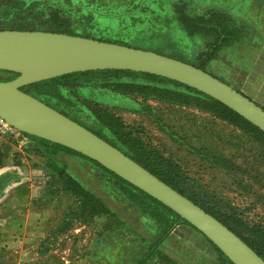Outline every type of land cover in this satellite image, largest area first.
Segmentation results:
<instances>
[{"label":"rangeland","instance_id":"rangeland-1","mask_svg":"<svg viewBox=\"0 0 264 264\" xmlns=\"http://www.w3.org/2000/svg\"><path fill=\"white\" fill-rule=\"evenodd\" d=\"M177 1L186 2L192 15L198 14L193 8L203 5L226 13L241 30L240 40L248 35L253 37L251 16H264V8H260L264 0H0V31H54L56 28L49 17L57 12L73 35L193 63L199 43L175 24L171 10ZM261 41L259 37L254 43ZM254 54L252 46L234 49L236 65L243 70ZM9 77L0 74V78ZM127 81L141 82L142 79L130 77ZM115 90L106 80L94 76L60 88L61 99L49 103L110 138L98 118L104 112L118 117L132 136L168 158L181 171L185 184L205 198L211 204L208 207L225 215L235 232L244 238H264V138L192 106H178L151 96L125 95ZM137 107L146 112H134ZM4 124L0 123V182L5 181L13 168L26 165L25 153L39 152L32 140ZM166 130L184 140L190 149L179 147ZM59 161L63 163V171L76 179L90 196L103 201L105 208L93 203L89 195L80 201L70 184H65L66 177L48 179L43 189L33 190L32 205L45 222L44 229L52 236L33 246L38 256L18 257L7 251L0 253V264H107L99 260L100 254L114 264L116 259L107 247L112 250L119 245L143 254L146 248L140 239L157 236L160 227L155 223L143 224L145 217L139 209L117 191L100 169L68 154H63ZM87 203L93 204L94 212ZM108 209L115 216L107 214ZM48 221L54 223L47 225ZM147 230L154 234L149 235ZM205 249L215 252L225 263L202 235L180 224L161 247L172 262L160 258L145 264H192L189 258L195 259L199 254L206 257ZM209 262L218 264V261Z\"/></svg>","mask_w":264,"mask_h":264},{"label":"water","instance_id":"water-1","mask_svg":"<svg viewBox=\"0 0 264 264\" xmlns=\"http://www.w3.org/2000/svg\"><path fill=\"white\" fill-rule=\"evenodd\" d=\"M118 70L158 76L219 102L264 134V109L209 73L180 60L81 36L0 31V120L17 132L68 148L150 196L211 242L232 264H264L243 240L118 148L21 89L61 76Z\"/></svg>","mask_w":264,"mask_h":264},{"label":"trees","instance_id":"trees-1","mask_svg":"<svg viewBox=\"0 0 264 264\" xmlns=\"http://www.w3.org/2000/svg\"><path fill=\"white\" fill-rule=\"evenodd\" d=\"M171 11L175 14V24H177V26H179L180 29L188 37L202 38L205 40V52L196 55L195 61L193 63L189 62V64L203 71H205L206 65L213 59H215L216 54L218 53V51H220V49H222V47L231 42L237 41L241 34V30L237 26H234L228 15L223 12L210 10L202 15H192L188 13V4L184 1H177L176 3H174ZM49 21L52 25L55 26L56 30L46 32L73 35L66 29V27L68 26L66 20H64L63 18H59L57 12H53L50 15ZM196 42L199 43L198 40H196ZM0 74L10 75L9 78H0V81H9L17 76L16 74L5 71H0ZM94 76H100L103 80H106L108 85L116 88V90L114 91L116 93L125 95H139L141 97L151 96L160 101L178 106H192L195 109L200 110L201 112L210 114L211 116H213V118L227 122L229 125L234 127L245 128L264 138V134L261 131H259L257 128L246 122L243 118H241L236 113L226 108L219 102L185 85L149 74L118 70L73 73L47 81L35 83L33 85L26 86L21 90L27 94L32 95L44 104L75 121L67 114L56 109L49 102L61 99V95L59 94L60 88L71 87L77 82V80L90 79ZM130 77L141 78L142 81H127V78ZM166 87H172L174 89H168ZM190 100H193L194 103ZM133 111L144 113L145 110L137 107ZM98 120L100 121L102 127L109 132L112 138L102 134L101 132H97L91 128H88L77 121L75 122L87 128L92 133L108 142L110 145L118 148L126 156H128L134 162L156 176L159 180L199 206L202 210L214 217L216 220L226 226L231 232L237 235L241 240L244 241L247 246H249L260 258L264 260V238H261V236L244 238L243 236L235 232L229 225V222L225 218V215L219 213L213 208L208 207L211 204L207 200H205V198H202L199 193L193 191L190 187L187 186V184H185L181 177V171L177 169L168 158H164L159 155L155 150L144 144L143 141L140 140V138L132 136L131 132L125 128L118 117H113L112 115L104 112L103 116L99 117ZM166 133L171 138L177 139L169 130H166ZM23 135H25L27 138L32 140L34 144L37 145L40 153H45L49 157L50 166L54 167L55 174L57 176L66 177L65 184L69 183L71 186H66V189H69L68 187H70L71 190L74 189L75 194L80 199V201L83 202L88 195L90 196V193L88 194V191L85 190L84 187L76 181V179L68 174V172L63 171V166H61L63 165V163L59 161V157L63 154L78 156L84 161L88 162L90 165L100 169L117 188V191L120 192L130 203L134 204L139 209L140 215L145 217V219L143 220V224L150 225V223H155L160 227V232H158L157 236H148L147 239H140V242H142L146 248V251L143 252V254H139V252L129 248L126 245H119L112 250H110V247H107V249H109V252L112 251L111 256L116 259L113 262L114 264H130L132 262H135L136 264H145L154 256H157L161 259L163 258L164 260L169 262L171 261V259L163 254V252L161 251V247L178 225H186L199 233L196 229L182 220L171 210H169L150 196L141 192L137 188L131 186L129 183L125 182L113 173L107 171L96 162L63 146L53 144L36 137L28 136L26 134ZM90 198L93 203L96 202L100 205V207L105 208L103 201H100L93 195H91ZM89 204L90 208L94 212L95 208H93V204ZM89 204L87 203V205ZM106 213L115 216V214L112 211H109V209ZM101 214L103 215L104 213L102 212ZM147 231L149 235L154 234L150 230ZM205 240L224 259L225 263L223 262V264H232L211 242H209L206 238ZM99 257V260L106 262L107 264H111L110 259L105 258L104 254H100ZM173 264H175V262H173Z\"/></svg>","mask_w":264,"mask_h":264},{"label":"crops","instance_id":"crops-1","mask_svg":"<svg viewBox=\"0 0 264 264\" xmlns=\"http://www.w3.org/2000/svg\"><path fill=\"white\" fill-rule=\"evenodd\" d=\"M211 8L213 6L203 5L199 9H193L198 10V14L195 15H202L213 10ZM260 8H264V2ZM250 20L249 24L254 31L252 39L248 35L240 40L239 36L237 41L222 47L215 59L206 65L205 71L264 109V16L259 18L258 15H253ZM255 37L257 40L260 37L262 41L254 43L257 42ZM195 39L199 41L197 55L204 53L206 50L205 40L202 38ZM239 46L255 47L252 60L243 70L236 65L234 55V49ZM24 155L26 165L13 168L7 173L5 181L0 182V253L11 251L18 257L22 255L38 256L37 252H33V246L36 245L37 241L48 240L52 236L49 230L44 229L45 222L37 216V210L32 205V194L33 190L43 189L48 179L52 180V178L57 177L54 167L50 166L49 157L45 153H31L30 151ZM49 222L46 224L52 225L54 223L53 221ZM205 250L206 257L202 258L199 254L195 259L189 258L190 263L208 264L209 261L213 260L218 261V264H223L215 252ZM200 252L202 251H198V253ZM157 260L159 261L160 258L154 256L150 259V263Z\"/></svg>","mask_w":264,"mask_h":264},{"label":"flooded vegetation","instance_id":"flooded-vegetation-1","mask_svg":"<svg viewBox=\"0 0 264 264\" xmlns=\"http://www.w3.org/2000/svg\"><path fill=\"white\" fill-rule=\"evenodd\" d=\"M175 142L181 148L186 147L187 149H190V147L185 144L184 140L176 139Z\"/></svg>","mask_w":264,"mask_h":264},{"label":"built area","instance_id":"built-area-1","mask_svg":"<svg viewBox=\"0 0 264 264\" xmlns=\"http://www.w3.org/2000/svg\"><path fill=\"white\" fill-rule=\"evenodd\" d=\"M0 123H4L3 121H1L0 120ZM6 127H8L6 124H4ZM9 129H11L10 127H8ZM14 132H16V133H18V134H20V132H17V131H15V130H13Z\"/></svg>","mask_w":264,"mask_h":264}]
</instances>
